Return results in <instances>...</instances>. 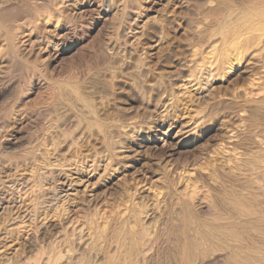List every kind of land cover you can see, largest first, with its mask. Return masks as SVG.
<instances>
[{
    "label": "rangeland",
    "instance_id": "374dc122",
    "mask_svg": "<svg viewBox=\"0 0 264 264\" xmlns=\"http://www.w3.org/2000/svg\"><path fill=\"white\" fill-rule=\"evenodd\" d=\"M116 1L112 11L108 0H5L0 4V264H51L60 256L57 264H65L69 255L70 264H76L80 254L84 257L78 264H180L190 241L203 240L214 229H220L215 232L222 238L221 232L225 236L232 228L233 234L242 229L248 232L240 234L246 237L242 245L263 251L264 169L259 167L264 166V35L245 29L226 38L219 31L228 12L235 17L236 11L264 7V0ZM214 47L218 58L213 56ZM254 51L258 54L251 56ZM124 60L132 64L127 66ZM202 64L207 70L200 68ZM74 102L83 109L75 110ZM55 146L60 147L58 153ZM253 193L262 203L250 196ZM241 208L252 213L253 222L237 214ZM229 221L245 228L237 229ZM121 226L126 231H120ZM217 234L216 239H221ZM228 237L221 244L222 240L218 243L211 238L218 243L215 249L222 258L207 263L239 264L233 261L235 244ZM252 249L248 251L251 255Z\"/></svg>",
    "mask_w": 264,
    "mask_h": 264
},
{
    "label": "bare ground",
    "instance_id": "6f19581e",
    "mask_svg": "<svg viewBox=\"0 0 264 264\" xmlns=\"http://www.w3.org/2000/svg\"><path fill=\"white\" fill-rule=\"evenodd\" d=\"M0 1H1V0H0ZM2 1H3V0H2ZM8 1L10 2L11 0H6V2H8ZM42 1H43V0H42ZM87 1H88V0H87ZM117 1H118V0H117ZM117 1H116L115 3H117V4H122V3H119V2H117ZM120 1H123V0H120ZM129 1H130V0H129ZM129 1H128V3H129ZM190 1H191V0H190ZM194 1H195V0H194ZM194 1H193V2H194ZM214 1H215V0H214ZM214 1H212V2H214ZM239 1H240V0H239ZM245 1H246V0H245ZM249 1H250V0H249ZM9 2H8V3H9ZM13 2H14V1H13ZM19 2H20V1H19ZM106 2H107V1H106ZM106 2H105V3H106ZM212 2H210V4H212V5L214 6V4H213ZM237 2H238V0H237ZM237 2H235V4H237ZM241 2H242V1H241ZM1 3L4 4V3H5V0H4L3 2H1ZM1 3H0V4H1ZM8 3H6V5H7ZM17 3H18V2H17ZM103 3H104V1H103ZM108 3H109V5H110V6L108 5V6H109V10H111V9H110L111 6H112L111 4L114 3V0H108ZM108 3H107V4H108ZM134 3H135V2H134ZM195 3H196V1H195ZM206 3L209 4V2H206ZM218 3H219V2H218ZM221 3H222V1H221ZM238 3H240V2H238ZM245 3H246V2H245ZM247 3H248V2H247ZM94 4H95V3H94ZM208 4H207V7L209 8V5H210V4H209V5H208ZM216 4H217V3H216ZM9 5H11V4H9ZM13 5H14V4H13ZM13 5H12V6H13ZM53 5H54V4H53ZM113 5H114V4H113ZM140 5H141V4H140ZM191 5H192V4H191ZM222 5H224V4H222ZM238 5H240V4H238ZM1 6H2V4H1ZM28 6H29V5H28ZM116 6H119V5H116ZM116 6H115V7H116ZM129 6H132V5H129ZM179 6H180V5H179ZM210 6H211V5H210ZM53 7H54V6H53ZM112 7H113V6H112ZM133 7H134V6H133ZM225 7H226V6H225ZM229 7H231V6H229ZM229 7H228V8H229ZM14 8H15V7H14ZM14 8H12V9H14ZM27 8H28V7H27ZM189 8H190V7H189ZM191 8H192V7H191ZM213 8H214V7H213ZM249 8H250V7H249ZM116 9H117V8H116ZM116 9H115V11H116ZM179 9H180V8H179ZM211 9H212V8H211ZM217 9H218V8H217ZM245 9H246V8H245ZM22 10H23V8H22ZM24 10H25V9H24ZM27 10H28V9H27ZM129 10H130V9H129ZM182 10H183V9H182ZM207 10H208V9H207ZM219 10H220V9H219ZM13 11H14V10H13ZM111 11H112V10H111ZM111 11H110V12H111ZM117 11H119V9H118ZM133 11H134V10H133ZM136 11H137V10H136ZM221 11H223V10L221 9ZM242 11H243V12H242ZM7 12H10V11H7ZM22 12H23V11H22ZM27 12H28V11H27ZM138 12H139V10H138ZM190 12H191V11H190ZM208 12H209V11H208ZM217 12H219V11L217 10ZM236 12H237V11H236ZM236 12H234L235 14H237L235 17H233L234 15H231L230 12H228V18H227L225 21L223 20L224 22L222 21L223 24H222V22H221V25H222V26L220 27L219 35H220V33H221L223 36H225L226 38H228V36H229L232 32H234V31H236V30H245V29H251V30H253L254 32H257V33L259 32L258 36H263V35H264V7H252V6H251L250 9H247V10H245V11H244V9H243V10H241V12H237V13H236ZM114 13H115V12H114ZM187 13H188V12H187ZM234 13H233V14H234ZM24 14H25V13H24ZM27 14H28V13H27ZM27 14H26V15H27ZM135 14H136V13H135ZM218 14H219V13H218ZM5 15H7V14H5ZM8 15H9V13H8ZM20 15H21V13H20ZM136 15H137V14H136ZM204 15H205V14H204ZM225 15H226V14H225ZM3 16H4V12H3V15H2L1 17H3ZM18 16H19V15H18ZM23 16H24V15H23ZM205 16H206V15H205ZM14 17H16V16H14ZM129 17H130V16H129ZM135 17H136V16H135ZM198 17H199V16H198ZM225 17H227V16H225ZM4 18H5V17H4ZM20 18H21V17H20ZM20 18H19V19L17 18L18 21L20 20ZM22 18H23V17H22ZM125 18H126V17H125ZM221 18H222V17H221ZM221 18H220V19H221ZM116 19H117V18H116ZM11 20H12V19H11ZM14 20H15V19H14ZM5 21H6V19H5ZM9 21H10V19H9ZM21 21H22V20H21ZM21 21H20V22H21ZM206 21H207V20H206ZM215 21H217V20H215ZM215 21H214V23H216ZM0 22H1V21H0ZM11 22H12V21H11ZM11 22H10V23H11ZM3 23H5V22H3ZM8 24H9V23H8ZM0 25H1V23H0ZM5 25H6V23H5ZM205 26H206V25H205ZM190 27H191V26H190ZM208 27H209V26H208ZM159 28H160V27H159ZM161 28H162V27H161ZM198 28H199V27H197V31H198ZM13 29H14V28H13ZM13 29H12V30H13ZM193 29H195V28L193 27ZM199 29H200V28H199ZM205 29H206V28H205ZM4 30H5V29H4ZM156 30L160 31L159 29H156ZM194 31H195V30H194ZM203 31H204V30H203ZM209 31H210V30H209ZM249 31H250V30H249ZM5 32H6V31H5ZM9 32H10V31H9ZM13 32H14V30H13ZM205 32H206V30H205ZM205 32H203V34H204ZM14 33H15V32H14ZM141 33H142V32H141ZM211 33H212V32H211ZM213 33L215 34V32H213ZM158 34H160V33H158ZM12 35H13V34H12ZM15 35H16V34H15ZM127 35H128V34H127ZM135 35H136V34H135ZM198 35H199V34H198ZM217 35H218V34H217ZM217 35H216V37H217ZM116 36H117V35H116ZM159 36H160V35H159ZM202 36H203V35H202ZM204 36H205V35H204ZM230 36H231V35H230ZM120 37H121V36H120ZM134 37H136V36H134ZM210 37H211V36H210ZM220 37H221V36H220ZM249 37H250V36H249ZM121 38H122V37H121ZM138 38H139V37H138ZM193 38H194V37H193ZM201 38H202V37H201ZM205 38H207V37H204L203 39H205ZM218 38H219V37H218ZM118 39H119V37H118ZM203 39H202V40H203ZM119 40H120V39H119ZM160 40H161V39H160ZM200 40H201V39H200ZM216 40H217V39H216ZM155 41H156V40H155ZM227 41H228V40H227ZM15 42H16V41H15ZM119 42H120V41H119ZM157 42H158V41H157ZM159 42H160V41H159ZM204 42H205V41H204ZM217 42H219V41H217ZM225 42H226V41H225ZM228 42H229V41H228ZM261 42H262V41H261ZM263 42H264V40H263ZM9 43H10V41H9ZM12 43H13V42H12ZM113 43H114V42H113ZM117 43H118V42H117ZM16 44H17V43H16ZM120 44H121V43H120ZM122 44H123V43H122ZM213 44H215V45H213ZM213 44H211V45H213V46H216V44L218 45V43H214V42H213ZM226 44H227V43H226ZM249 44H250V43H249ZM262 44H263V43H262ZM262 44H261V45H262ZM211 45H210V46H211ZM12 46H13V45H12ZM16 46H19V45L17 44ZM16 46H15V47H16ZM112 46H113V44H112ZM118 46H119V44H118ZM230 46H231V45H230ZM262 46H263V45H262ZM8 47H9V46H8ZM15 47H14V48H15ZM113 47H114V46H113ZM122 47H123V46H122ZM196 47H197V46H196ZM216 47H217V46H216ZM237 47H238V44H237ZM14 48H13V50H14ZM17 48H18V47H17ZM17 48H16V49H17ZM111 48H112V47H111ZM115 48H116V46H115ZM194 48H195V47H194ZM194 48H193V49H194ZM231 48H232V47H231ZM18 49H19V48H18ZM109 49H110V48H109ZM118 49H119V48H116L115 51H118ZM122 49H123V48H122ZM209 49L211 50L212 47H210ZM260 49H261V47H260ZM260 49H259V50H260ZM262 49H264V47H263ZM103 50H104V49H103ZM111 50H112V49H111ZM206 50H207V49H206ZM259 50H258V52H261V51H262V50H260V51H259ZM105 51H106V54L109 53V50H105ZM107 51H108V53H107ZM189 51H190V50H189ZM191 51H192V50H191ZM204 51H205V50H204ZM207 51L209 52V50H207ZM237 51H238V50H237ZM239 51H240V49H239ZM111 52H112V51H111ZM124 52H126V51H124ZM192 52H193V51H192ZM220 52H221V51H220ZM228 52H229V50H228ZM234 52H235V51H234ZM114 53H116V52H114ZM122 53H123V52H122ZM122 53H121V54H122ZM129 53H130V52H129ZM197 53H198V52H197ZM210 53H211V52H210ZM212 53H213V56H214V54L217 55L215 58H218V57H219V56H218V50H217V48L214 47ZM236 53H237V52H236ZM238 53H239V52H238ZM238 53H237V55H238ZM255 53L258 54L257 52L254 51V53H252L251 56L254 55ZM111 54H112V53H111ZM126 54H127V53H126ZM193 54H194V52H193ZM195 54H196V53H195ZM208 54H209V53H208ZM208 54H207V55H208ZM229 54H230V53H229ZM232 54H233V51H232ZM245 54H246V53H245ZM260 54H261V53H260ZM109 55H110V54H109ZM109 55H108V56H109ZM204 55H206V54H204ZM207 55H206V56H207ZM209 55H210V54H209ZM230 55H231V54H230ZM110 56H112V55H110ZM110 56H109V57H110ZM118 56H119V54H118ZM125 56H126V55H125ZM239 56H240V55H239ZM262 56H263V55H262ZM109 57H108V58H109ZM113 57H116V54H115ZM121 57H122V56H121ZM194 57H196V56H194ZM208 57H209V56H208ZM220 57H221V54H220ZM249 57H250V56H249ZM249 57H248V59H250ZM105 58H106V57H105ZM122 58H123V57H122ZM122 58H121V60H118V61H122ZM189 58H190V57H189ZM204 58H205V56H204ZM213 58H214V57H213ZM215 58H214V59H215ZM233 58H234V57H233ZM251 58H252V57H251ZM262 58H263V57H262ZM117 59H118V57H117ZM117 59H116V62H117ZM207 59H208V58H207ZM214 59H213V60H214ZM219 59H220V58H219ZM113 60H114V58H113ZM128 60H129V59H128ZM192 60H193V57H192ZM197 60H198V61H196V62H198V63H200V64L202 63V62H199V59H197ZM205 60H206V59H205ZM210 60H211V59H210ZM210 60L208 59L207 61L210 62ZM224 60H225V59H224ZM234 60H235V59H234ZM252 60H253V59H252ZM252 60H251V61H252ZM124 61L126 62V60H124ZM124 61H123V64L125 65V62H124ZM200 61H201V59H200ZM214 61H215V60H214ZM216 61H217V60H216ZM227 61H228V60H227ZM232 61H233V60H232ZM263 61H264V60H263ZM128 62H130V61H128ZM128 62H126V63H127V64H126L127 66L129 65ZM212 62H213V61H212ZM225 62H226V61H225ZM255 62H256V61H255ZM255 62H254V63H255ZM213 63H214V62H213ZM215 63H216V62H215ZM260 63H262V62L260 61ZM117 64H118V63H117ZM117 64H116V65H117ZM120 64H122V63H120ZM130 64H132V63L130 62ZM186 64H187V63H186ZM190 64H191V63H190ZM200 64H199V65H200ZM207 64H208V62H207ZM234 64H236V63L234 62ZM248 64H249V63H248ZM258 64H259V63H258ZM258 64H257V66H258ZM118 65H119V64H118ZM124 65H123V66H124ZM188 65H189V63H188ZM208 65H209V68H210V67H211V63L208 64ZM226 65H228V64H226ZM226 65H225V66H226ZM229 65H232V62H229ZM263 65H264V64H263ZM263 65H262V67H264ZM212 66H214V65L212 64ZM124 67H125V66H124ZM197 67H198V66H197ZM247 67H248V66H247ZM252 67H253V66H252ZM260 67H261V66H260ZM262 67H261V68H262ZM120 68H121V67H120ZM120 68H119V69H120ZM122 68H123V67H122ZM198 68H199V67H198ZM198 68H197V70H198ZM200 68H201V69L203 68V64H202V66H200ZM200 68H199V70H200ZM245 68H246V67H245ZM104 69H105V68H104ZM106 69H107V68H106ZM108 69H109V68H108ZM108 69H107V70H108ZM214 69H215V68H214ZM214 69H212L213 72H215V70H216V69H215V70H214ZM226 69H227V68H226ZM262 69H263V68H262ZM197 70H195V71L197 72ZM203 70H207V69H206V68H205V69L203 68ZM219 70H220V69H219ZM227 70H228V69H227ZM253 70H255V69H253ZM110 71H111V70H110ZM187 71H188V70H187ZM201 71H202V70H201ZM210 71H211V69H210ZM198 72H199L198 74H200V71H198ZM204 72H205V71H204ZM208 72H209V70H208ZM211 72H212V71H211ZM106 73H107V72H106ZM206 73H207V72H206ZM107 74H108V73H107ZM201 74H202V73H201ZM208 74L210 75L211 73H208ZM214 74H215V73H214ZM224 74H225V73H224ZM196 75H197V73H196ZM252 75H253V74H252ZM103 76H104V75H103ZM206 76H207V75H206ZM206 76H205V77H206ZM210 76H211V75H210ZM192 77H193V76H192ZM208 77H209V76H208ZM254 77H255V76H254ZM108 78H109V77H108ZM256 78H257V75H256ZM119 79H120V78H119ZM122 79H123V78H122ZM254 80H257V79H254ZM259 80H260V78H259ZM259 80H258L257 82H259ZM90 82H91V81H90ZM255 82H256V81H255ZM191 83H192V82H191ZM252 83H253V82H252ZM252 83H251V85H252ZM195 84H196V83H195ZM197 84H198V83H197ZM254 86H255V85H254ZM9 87H10V86H9ZM84 87H85V86H84ZM4 88H5V87H4ZM86 89H87V87H86ZM88 89H90V88H88ZM88 89H87V90H88ZM91 90H92V88H91ZM72 92H73V91H72ZM188 94H189V93H188ZM213 94H214V93H213ZM244 94H245V93H244ZM61 95H62V94H61ZM63 95H64V94H63ZM63 95H62V97H63ZM67 96H68V94H67ZM213 96H214V95H213ZM72 97H73V96H72ZM72 97H71V98H72ZM69 98H70V97H69ZM62 99H63V98H62ZM172 99H173V98H172ZM202 99H203V98H202ZM68 100H69V99H68ZM71 100H72V99H71ZM73 100H74V98H73ZM77 100H78V99H77ZM79 100H80V99H79ZM204 100H205V99H204ZM64 101H67V100L64 99ZM75 101H76V100H75ZM82 101H85V100H82ZM70 102L72 103V101H69V103H70ZM76 102H77V101H76ZM87 102H88V101H87ZM87 102H86V103H87ZM93 102H94V101H93ZM61 103H62V102H61ZM74 103H75V102H74ZM74 103H73V105H76V106H74V107H75V110H76V107H77V108H80V111L83 109L81 106H80V107L77 106L78 103H75V104H74ZM83 103H84V102H83ZM200 103H201V102H200ZM207 103H208V102H207ZM63 104H64V103H63ZM90 104H91V103H90ZM58 105H59V104H58ZM60 105H61V104H60ZM66 105H67V104H66ZM66 105H65V106L62 105V106H64V108L61 106V108H58V109H62V108L65 109V108H66ZM92 105H94V104H92ZM67 106H68V105H67ZM82 106H83V105H82ZM88 106H89V105H88ZM93 107H94V106H92V108H93ZM96 107H97V106H96ZM163 108H164V107H163ZM68 109H69V111L67 110V111H66L67 113L70 112V108H68ZM71 110H72V109H71ZM77 110H79V109H77ZM58 111H60V110H58ZM80 111H77V112L79 113ZM87 111H88V110H87ZM94 111H95V109L93 110V112H94ZM100 111H101V110H100ZM82 112H83V111H82ZM82 112H81V113H82ZM243 112H244V111H243ZM61 113L63 114V113H64V110H63V112L61 111ZM71 113H73V112H70V115H71ZM85 113H86V115H87V112H86V111H85ZM97 113H98V112H97ZM58 114H59V113H58ZM76 114H77V113H76ZM82 114H84V113H82ZM100 114H101V113H100ZM103 114H104V113H103ZM242 114H244V113H242ZM59 115H61V114H59ZM73 115H74V114H73ZM106 115H107V114H106ZM67 116H68V115H67ZM100 116H102V115H99V117H100ZM103 116H105V115H103ZM65 117H66V115H65ZM69 117H70V116H69ZM75 117H76V116H75ZM86 117H88V119L90 118L89 115H87ZM97 117H98V115H97ZM106 117H107V116H106ZM106 117H103V118H106ZM76 118H78V117H76ZM76 118H75V119H76ZM101 118H102V117H101ZM101 118H100V119H101ZM68 119L70 120V118H68ZM71 119H74V118H71ZM78 119H79V118H78ZM80 119L83 120L82 118H80ZM57 120H58V119H57ZM61 120H63L62 117H61ZM64 120H65V119H64ZM69 120H67V121H69ZM81 120H80V121H81ZM90 120H91V118H90ZM90 120H89V121H90ZM94 120H95V119H94ZM94 120H93V122H94ZM108 120H109V119H108ZM115 120H116V119H115ZM117 120H118V119H117ZM65 121H66V120H65ZM71 121H72V120H71ZM71 121H70V122H71ZM85 121H86V120H85ZM89 121H87L88 124H89ZM91 121H92V120H91ZM106 121H107V120H106ZM41 122H42V121H41ZM93 122H92V124H91V122H90V124L93 125ZM115 122H116V121H115ZM38 123H39V122H38ZM42 123H43V122H42ZM42 123H41V124H42ZM51 123H52V122H51ZM62 123H63V122L61 121V124H62ZM66 123H67V122H66ZM95 123H96V122H94V126H97V125H95ZM117 123H118V122H117ZM75 124H76V123H75ZM79 124H80V123H79ZM79 124H76L75 126H77V125H79ZM83 124H84V123H83ZM97 124H98V123H97ZM37 125H38V124H37ZM65 125H66V124H65ZM68 125L70 126L71 124H68ZM68 125H67V126H68ZM98 125H99V124H98ZM51 126H52V125H51ZM71 126H73V125H71ZM101 126H102V125H101ZM108 126H109V125H108ZM54 127H55V126H54ZM58 127H59V126H58ZM64 127H65V126H64ZM81 127H82V125H81ZM87 127H88V126H87ZM98 127H100V126H98ZM111 127H112V126H111ZM52 128H53V126H52ZM72 128H73V127H72ZM78 128H80V125L78 126ZM78 128H77V129H78ZM118 128H121V127H118ZM122 128H123V127H122ZM54 129H56V128H54ZM66 129H69V128H66ZM84 129H85V128H84ZM100 129H101V128H100ZM52 130H53V129H52ZM63 130H64V128H63ZM70 130H71V129H70ZM75 130H76V128L74 129V131H75ZM91 130H95V129L93 128V129H91ZM112 130H113V129H112ZM64 131H65V130H64ZM76 131H77V130H76ZM76 131H75V132H76ZM100 131H101V130H100ZM110 131H111V130H110ZM68 132H69V131H68ZM75 132H73V134H74ZM82 132H83V130H82ZM82 132H81V133H82ZM88 132H89V131H88ZM88 132H87V134H88ZM94 132H95V131H94ZM106 132H107V134H108V131H106ZM50 133H51V132H50ZM52 133H53V132H52ZM55 133H56V132H55ZM55 133H54V134H55ZM70 133H71V132H70ZM77 133H78V132H77ZM79 133H80V132H79ZM81 133H80V135H81ZM103 133H104V130H103ZM111 133H112V132H111ZM119 133H120V132H119ZM260 133H261V132H260ZM122 134H123V133H121V135H122ZM261 134H262V133H261ZM69 135H70V134H69ZM76 135H77V134H76ZM84 135H86L85 132H84ZM88 135H89V134H88ZM118 135H119V134H118ZM123 135H124V134H123ZM47 136H49V135H47ZM71 136H73V135H71ZM71 136H70V137H71ZM78 136H79V135H78ZM81 136H82V135H81ZM81 136H80V137H81ZM94 136L96 137L97 134L94 135ZM119 136H120V135H119ZM52 137H53V136H52ZM60 137H62V136H60ZM64 137H65V136H64ZM108 137L110 138V135H109V134H108ZM121 137H123V136H121ZM121 137H120V138H121ZM55 138H58V137L55 136L54 139H55ZM71 138H72V137H71ZM76 138H77L78 141H79V138H78L77 136H76ZM86 138H87V137H86ZM48 139H49V138H48ZM66 139H67V138H66ZM113 139H114V138H113ZM117 139H118V137H117ZM122 139H123V138H122ZM252 139H253V138H252ZM67 140H69V139H67ZM74 140H75V139H74ZM81 140H82V139H81ZM108 140H109V139H108ZM110 140H111V139H110ZM119 140H120V139H119ZM124 140H125V139H124ZM248 140H249V139H248ZM255 140H256V139H255ZM56 141H57V140H56ZM76 141H77V140H76ZM113 141H115V139H114ZM113 141H109V142L112 143ZM117 141H118V140H117ZM120 141H122V140H120ZM251 141H252V140H251ZM66 142H67V141H66ZM122 142H123V141H122ZM255 142H256V141H255ZM259 142H260V141H259ZM58 143H60V142H58ZM78 143H79V142H78ZM101 143H102V142H101ZM117 143H118V142H116V143H114V144H117ZM34 144H35V143H34ZM51 144H52V143H51ZM61 144H63V142L60 143V145H61ZM64 144H65V142H64ZM64 144H63V145H64ZM108 144H109V143H108ZM112 144H113V143H112ZM112 144H110V145H111L110 148H112V146H114V145H112ZM260 144H261V143H260ZM262 144H263V143H262ZM35 145H36V144H35ZM53 145H54V144H53ZM57 145H58V144H57ZM67 145H68V144H67ZM69 145H70V144H69ZM120 145H121V144H120ZM122 145H123V144H122ZM251 145H252V144H251ZM61 146H62V145H61ZM102 146H103V144H102ZM106 146H107V145H106ZM115 146H116V145H115ZM263 146H264V145H263ZM48 147H49V146H48ZM63 147H64V146H63ZM65 147H66V146H65ZM70 147H71V146H70ZM97 147H98V146H97ZM56 148H57V146H55V150L59 149L60 147H58L57 149H56ZM68 148H69V146H68ZM68 148H67V149H68ZM63 149H64V148H63ZM63 149H62V150H63ZM67 149H65V152L67 151ZM117 149H118V148H117ZM117 149H116V150H117ZM261 149L263 150L264 148H261ZM261 149H260V151H261ZM48 150H49V149H48ZM55 150H53V152H54ZM111 150H112V149H111ZM59 151H60V150H59ZM92 151H93V150H92ZM97 151H98V150H97ZM123 151H124V150H123ZM260 151H259V154H260ZM42 152H44V151H42ZM50 152H51V151H50ZM61 152H63V151H61ZM67 152H69V151H67ZM54 153H56V152H54ZM57 153H58V150H57ZM59 153H60V152H59ZM104 153H105V152H104ZM254 153H255V151H254ZM44 154H45V153H43V155H44ZM60 154H61V153H60ZM62 154H63V153H62ZM62 154H61V155H62ZM100 154H101V153H100ZM105 154H106V153H105ZM113 154H114V153H113ZM261 154H262V153H261ZM46 155H47V154H46ZM49 155H51V154H49ZM52 156H53V154H52ZM57 156H58V155H57ZM57 156H56V157H57ZM99 156H100V155H99ZM243 156H244V155H243ZM262 156L264 157V155H262ZM46 157H47V156H46ZM46 157H45V158H46ZM93 157H94V156H93ZM108 157H109V156H108ZM116 157H117V155H116ZM120 157H121V156H120ZM36 158H37V157H36ZM39 158H40V157H38V159H39ZM57 158H58V157H57ZM59 158H60V157H59ZM86 158H87V157H86ZM43 159H44V158H43ZM47 159H49V158H47ZM51 159H52V158H51ZM84 159H85V158H84ZM94 159H95V158H94ZM259 159H260V158H259ZM39 160H40V159H39ZM81 160H82V159H81ZM106 160H108V158H107ZM253 161H254V160H253ZM255 161H256V160H255ZM261 161H262V159H261ZM263 161H264V160H263ZM42 162H44V161H42ZM46 162H47V161H46ZM97 162H98V161H97ZM108 162H109V161H108ZM236 162H238V161H236ZM246 162H247V161H246ZM250 162H251V161H250ZM53 163H54V162H53ZM62 163H63V162H62ZM247 163H248V162H247ZM48 164H49V163H48ZM48 164H47V165H48ZM59 164H60V163H59ZM59 164H58V165H59ZM64 164H65V163H64ZM92 164H93V163H92ZM97 164H98V163H97ZM106 164H107V166H108V163H106ZM235 164H236V163H235ZM237 164H239V163H237ZM254 164H255V163L253 162L252 165H254ZM259 164H260V163H259ZM45 165H46V164H45ZM47 165H46V166H47ZM60 165H61V164H60ZM90 165H91V164H90ZM95 165H96V164H95ZM249 165H251V164H249ZM263 165H264V163H263ZM48 166H49V165H48ZM53 166H54V165H53ZM62 166H63V165H62ZM88 166H89V165H88ZM116 166H117V165H116ZM255 166H256V168L254 167V169L257 171V168H258L259 166L257 165V163H256ZM50 167H51V166H50ZM60 167H61V166H60ZM236 167H239V165L236 166ZM263 167H264V166H262V164H261L259 168L264 169ZM48 168H49V167H48ZM56 168H57V167H56ZM61 168H62V167H61ZM88 168H89V167H88ZM93 168H95V167H93ZM112 168H113V167H112ZM244 168H245V167H244ZM114 169H116V168H114ZM241 169H242V168H241ZM247 169H249V168H247ZM236 170H237V169H236ZM251 170H252V169H251ZM91 171H92V170H91ZM110 171H111V170H110ZM231 171H232V170H231ZM54 172H55V171H54ZM54 172H53V173H54ZM56 174H57V173H56ZM262 174H263V173H262ZM263 175H264V174H263ZM263 175H262V176H263ZM252 176H253V175H252ZM254 176H256V175H254ZM260 176H261V175H260ZM263 177H264V176H263ZM186 178H187V177H186ZM253 178H254V177H253ZM255 179H256V178H255ZM257 180H258V179H257ZM259 181H260V180H259ZM261 182H262V181H261ZM79 183H80V182H79ZM186 183H187V182H186ZM249 183H250V182H249ZM254 183H256L255 180H254ZM254 183L252 182V184H254ZM256 184L259 185V183H256ZM256 184H254V185H256ZM263 185H264V182H263ZM136 186H137V185H136ZM260 186H261V185H260ZM244 187H245V186H244ZM247 187H248V186H247ZM256 187H257V186H256ZM258 187H259V186H258ZM261 188H262V187H261ZM261 188H260V189H261ZM84 190H85V189H84ZM249 190H250V189H249ZM255 190H256V189H255ZM261 190H262V189H261ZM245 191H246V190H245ZM252 191H253V190H252ZM252 191H250V192H252ZM258 191H259V190H258ZM263 191H264V190H263ZM255 192H256V191H255ZM255 192H254V193H255ZM133 193H134V192H133ZM248 193H249V192H248ZM254 193L251 194L250 196L252 197V195H253L254 200L257 201V202H258V201L260 202V199H259V200H258V199L256 200V198H255L256 195H255ZM256 193H257V192H256ZM249 194H250V193H249ZM258 194H260V193H258ZM263 194H264V193H263ZM243 195H244V194H243ZM246 195H247V194H246ZM254 195H255V196H254ZM228 196H229V195H228ZM236 196H238V195H236ZM240 196H242V195H240ZM257 196H258V195H257ZM257 196H256V197H257ZM251 197H250V199H251ZM253 197H252V198H253ZM236 198H237V197H236ZM243 198H244V197H243ZM259 198H260V196H259ZM246 199H248V198H246ZM246 199L244 198V200H246ZM228 200H229V199H228ZM238 200H239V197L237 198V201H238ZM232 201H233V200H232ZM240 201H242L241 197H240ZM248 201H250V200L248 199ZM248 201H247V202H248ZM222 202H223V201H222ZM238 202H239V201H238ZM251 202H252V201H251ZM251 202H249L250 205H251ZM259 202H258V203H259ZM239 203L241 204V202H239ZM254 203H255V202H252V204H254ZM260 203H262V199H261V202H260ZM215 204H216V203H215ZM226 204H228V203H226ZM247 204H248V203H247ZM218 205H219V204H218ZM224 205H225V204H224ZM224 205H222V206L224 207ZM243 205H244V203H243ZM261 205H262V204H261ZM225 206H226V205H225ZM230 206H231V205H230ZM245 206H246V205H245ZM248 206H249V205H248ZM263 206H264V204H263ZM253 207H254V206H253ZM255 207H256V206H255ZM255 207H254V208H255ZM125 208H126V207H125ZM200 208H201V207H200ZM231 208H232V207H231ZM259 208H260V207H259ZM259 208L257 207V209H259ZM196 209H197V208H196ZM196 209H195V210H196ZM224 209H225V208H224ZM233 209H234V208H233ZM257 209H256V210H257ZM213 210H214V209H213ZM197 211H198V209H197ZM197 211H196V212H197ZM198 212H199V211H198ZM206 212H207V211H206ZM212 212H213V211H212ZM231 212H232V210H231ZM235 212H236V211H235ZM257 212L260 213L261 211H257ZM263 212H264V209H263ZM119 213H120V212H119ZM121 213H122V212H121ZM123 213H124V211H123ZM125 213H126V212H125ZM232 213L234 214V212H232ZM191 214H192V212H191ZM210 214L212 215V213H210ZM226 214H227V213H226ZM230 214H231V213H230ZM233 214H232V216H233ZM237 214H240V216H241L242 218H246L247 220H250V221H251V219H252V213H251L249 210H247V209H243V208H241V209L239 210V213L237 212ZM119 215H120V214H119ZM218 215H219V214L217 213L216 218H217ZM122 216H124V215H122ZM122 216L119 217V218L121 219ZM191 216H193V215H191ZM212 216H213V215H212ZM219 216H220V215H219ZM221 216H222V215H221ZM227 216H228V215H227ZM135 217H136V216H135ZM213 217H214V216H213ZM223 217H224V216H223ZM233 217H235V215H234ZM104 218H105V217H104ZM106 218H107V217H106ZM115 218H117V216H116ZM119 218H117V220H118ZM125 218H126V217H125ZM184 218H185V217H184ZM214 218H215V217H214ZM218 218H219V217H218ZM220 218H222V217H220ZM220 218H219V219H220ZM261 218H262V217H261ZM261 218H258V219H261ZM107 219H108V218H107ZM185 219H186V218H185ZM193 219H194V217H193L191 220L193 221ZM114 220H115V219H114ZM117 220H116V221H117ZM136 220H137V217H136ZM188 220H189V219H188ZM225 220H228V218H227V219H226V218H225V219H222V221H225ZM229 220H230V219H229ZM252 220H253V219H252ZM256 220H257V219H256ZM261 220H262V219H261ZM261 220H258V221L260 222ZM263 220H264V219H263ZM123 221H124V220H123ZM138 221H139V220H138ZM138 221H137V222H138ZM141 221H142V220H141ZM206 221H207V220H206ZM206 221H204V222H206ZM212 221H213V220H212ZM212 221H211V222H212ZM216 221H217V220H216ZM218 221H219V220H218ZM222 221H221V222H222ZM234 221H235V220H234ZM238 221H239V218H238ZM250 221H247V223L250 222ZM254 221H255V220H254ZM124 222H125V221H124ZM124 222H123V223H124ZM142 222H143V221H142ZM186 222H187V221H186ZM186 222H185V223H186ZM193 222H194V221H193ZM198 222H199V221H198ZM207 222H209V221H207ZM211 222H210V223H211ZM219 222H220V221H219ZM229 222H230V221H229ZM236 222H237V221H235V223H236ZM241 222H243V221H241ZM251 222H253V221H251ZM255 222H256V221H255ZM263 222H264V221H262V223H263ZM113 223H114V222H113ZM121 223H122V222H121ZM132 223H135V222L132 221ZM195 223H196V222H195ZM232 223H233V222H232ZM108 224H109V223H108ZM136 224H137V223H136ZM138 224H139V223H138ZM143 224H144V223H143ZM187 224H188V223H187ZM187 224H186V225H187ZM190 224H191V223H190V221H189V227H190ZM199 224H200V222L198 223V225H199ZM211 224H214V223H211ZM217 224H218V223H217ZM229 224H231V222H230ZM229 224L226 223L225 226H226V225H229ZM237 224H238V223H237ZM240 224H242V223H240ZM248 224H249V223H248ZM248 224H247V225H248ZM255 224H256V223H255ZM259 224H260V223H259ZM220 225H221V224H220ZM231 225H233V224H231ZM243 225H244V223H243ZM243 225H242V226H243ZM247 225H245V226L248 227ZM250 225H251V223H250ZM253 225H254V224H253ZM124 226H125V223H124ZM126 226H127V225H126ZM134 226H135V224H134ZM137 226H138V225H137ZM149 226H150V225H149ZM155 226H156V225H155ZM155 226H154V227H155ZM191 226H192V224H191ZM195 226H196V225H195ZM201 226H202V225H201ZM205 226H206V225H205ZM205 226L203 225L201 228H203V227L205 228ZM215 226H216V225H215ZM218 226H219V224H218ZM233 226H234L235 228H237V229H238V227H241V226H239V225H237L238 227H236L235 225H233ZM129 227H130V226H129ZM145 227H148V226H145ZM145 227H144V228H145ZM158 227H159V226H158ZM175 227H176V226H175ZM187 227H188V226H187ZM189 227H188V231H189L190 229H192L191 227H190V228H189ZM192 227H193V226H192ZM209 227H210V225L208 226V228H209ZM222 227H223V226H222ZM243 227H244V226H243ZM243 227H241V228H243ZM260 227H263V225L260 226ZM121 228H122V229H120V227H119L118 229H119L120 231H122V230L124 229V227L121 226ZM130 228H132V225H131ZM136 228H137V227H134L135 230H136ZM149 228H150V229H153V228H151V226H150ZM172 228H173V227H172ZM196 228H197V226H196ZM212 228H213V227H212ZM217 228H218V227H217ZM230 228H231V227H230ZM241 228H239V229H241ZM244 228H245V227H244ZM255 228H257V227H254V229H255ZM132 229H133V228H132ZM132 229H130V232L132 231ZM134 229H133V230H134ZM198 229H200V227H198L197 230H198ZM206 229H207V228H206ZM209 229H211V227H210ZM213 229H214V228H213ZM218 229H219V228H218ZM218 229H217V230H218ZM223 229H224V228H223ZM228 229H229V228H228ZM248 229H249V228H248ZM258 229H259V228H258ZM258 229H257V230H258ZM260 229H264V228H260ZM124 230H125V229H124ZM144 230H145V229H142V231H144ZM146 230H147V229H146ZM153 230H154V229H153ZM172 230H173V229H172ZM175 230H176V229H175ZM186 230H187V229H186ZM186 230H185V231H186ZM201 230H202V229H201ZM211 230H212V229H211ZM221 230H222V228H221ZM226 230H227V229H226ZM231 230H234V229L232 228ZM231 230L229 229L230 233H228V234H230V237L227 236L228 234H225V236H223V235H224V232H221V233L223 234V235H222V238H221V236L219 237V235L216 233V232L220 233V232H219L220 229H219L218 231H216V229L213 230L214 232L212 231V232H213V235H215V236L212 235L213 237H212V236L209 237V235L212 234V232H210V230H209L208 232L211 233V234L208 233V237L205 236L206 238H208L206 244H204V242H203V240L205 239V237H204L203 240H202L201 238H200V239L197 238V239H198L197 242H196L195 240H194L195 242H194V241H190V243H188L189 245L187 246V248L183 250V253H182V256H181V257H182V260H181V263H180V262H179V263H180V264H206V263L209 262V261L217 260V258H220L221 255H218V253H217L218 251H217V249H215V246H217V244L219 243V241H221V240L223 239V237H225V238L228 237L229 239H228V238H227V239L230 240V243L233 242V243L235 244V245L233 246V250L231 249V248H232L231 246H230L231 248L229 249V251L232 250V253H231V254H233V255H232V256H233V261H236V260H237L236 262H238L239 264H256V262L259 263V264H264V252H263L264 250L261 251L260 249L258 250V248H254V249L249 248L250 246L248 247V246L246 245L247 243L245 244L247 247H243L244 244L242 245V243H241L242 240H243L242 237L244 236L243 238H246L244 234H245L247 231H245V232L243 231V232H242V230H245V229H242V230L240 231V234H241V232L244 233V234H243V236H241L240 234H236L235 232H234V234H233V233H232L233 231H231ZM249 230H250V229H249ZM252 230H253V229H252ZM255 230H256V229H255ZM125 231H126V230H125ZM125 231H123V232H125ZM138 231H139V230H138ZM138 231H137V233H138ZM142 231H141V232H142ZM159 231H160V230H159ZM195 231H196V230H195ZM215 231H216V232H215ZM224 231H225V230H224ZM234 231H235V230H234ZM236 231L239 232V230H236ZM261 231H262V230H261ZM127 232H129V231H128V228H127ZM132 232L134 233V231H132ZM139 232H140V231H139ZM141 232H140V233H141ZM162 232H163V231H162ZM171 232H172V231H171ZM190 232H191V230H190ZM198 232H199V231H198ZM198 232H197L196 234L199 235ZM202 232H203V233H202L203 236L206 235V234L204 233V231H202ZM115 233H118V232H115ZM191 233H192V232H191ZM191 233H190V234H191ZM225 233H227V231H226ZM231 233H232V235H231ZM247 233H248V232H247ZM247 233H246V234H247ZM249 233H250V232H249ZM255 233L257 234V233H259V232L256 231ZM263 233H264V232H263ZM80 234H81V233H80ZM80 234H79V236H81ZM119 234H120V233H119ZM121 234H122V233H121ZM138 234H139V233H138ZM138 234H137V235H138ZM143 234H144V233H142V235H143ZM147 234H148V232H147ZM180 234H181V233H180ZM216 234L218 235L217 237H218V238H221V239H218V240H217V239H216ZM114 235H118V234H114ZM126 235H127V234H126ZM126 235H125V236H126ZM144 235H145V234H144ZM144 235H143V240L145 239V238H144V237H145ZM148 235H150V233H149ZM148 235H147V236H148ZM165 235H166V234H165ZM168 235H169V234H168ZM176 235H177V234H176ZM184 235H186V234H184ZM194 235H195V234H194ZM253 235H254V234H253ZM261 235H262V234H261ZM102 236H103V235H102ZM123 236H124V234L122 235V238H123ZM128 236H130V235H128ZM151 236H152V235H151ZM155 236H156V235H155ZM172 236H173V235H172ZM177 236H178V235H177ZM179 236H180V235H179ZM192 236H193V235H192ZM200 236H201V235H200ZM200 236H199V237H200ZM258 236H259V234L256 235L255 238L257 237L256 239H258ZM262 236L264 237V235H262ZM96 237H97V235H96ZM98 237H99V236H98ZM98 237H97V238H98ZM130 237H133V236H130ZM175 237H176V236H175ZM180 237H181V236H180ZM249 237H250V236H249ZM78 238H79V237H78ZM78 238H77V239H78ZM113 238H116V237L113 236ZM125 238L128 239V237H125ZM137 238H138V237H137ZM137 238H136V239H137ZM140 238H141V237H139L138 240H140ZM146 238H147V237H146ZM154 238H155V237H154ZM165 238H167V237H165ZM168 238H169V237H168ZM186 238H187V237H186ZM188 238H189V237H188ZM194 238H196V236H195ZM211 238L216 239V241H217L218 243L215 242L214 239L211 240ZM253 238H254V236L252 237V239H253ZM81 239H82V238H81ZM100 239H102V238H100ZM119 239H120V238H119ZM127 239H126V240H127ZM129 239H130V241H131V238H129ZM129 239H128V240H129ZM133 239H134V237H133ZM133 239H132V240H133ZM147 239H148V238H147ZM151 239H152V238H151ZM178 239H179V238H178ZM247 239H248V238H247ZM247 239H246V240H247ZM261 239H262V238H261ZM261 239H259V240H261ZM70 240L75 241V240H73V239H70ZM78 240H79V239H78ZM96 240H97V239H96ZM113 240H115V239H113ZM123 240H124V239H123ZM123 240H121V241H123ZM126 240H124L125 243H126ZM181 240H182V239H180V241H179L180 243H181ZM190 240H191V239H190ZM200 240H202V241H200ZM225 240H226V239H225ZM225 240H224V243H225ZM228 240H227V241H228ZM249 240H250V239H248V241H249ZM254 240H255V239H254ZM259 240H258L257 242H259ZM84 241H86V239H85ZM90 241H91V239H90ZM98 241H99V240H98ZM167 241H168V240H167ZM188 241H189V240H188ZM188 241H187V242H188ZM94 242H95V241H94ZM94 242H93V243H94ZM128 242H129V241H128ZM128 242H127V244H128ZM138 242H139V241H138ZM182 242H183V241H182ZM205 242H206V241H205ZM222 242H223V240H222L219 244H221ZM250 242H251V241H250ZM250 242H249V244H250ZM260 242H264V241L262 240V241H260ZM260 242H259V243H260ZM71 243H72V242H71ZM73 243H74V242H73ZM73 243H72V244H73ZM80 243H81V241H80ZM113 243H114V241H113ZM147 243H148V242H147ZM147 243H146V244H147ZM164 243H165V242H164ZM208 243H209V244H208ZM224 243H223V245L226 244V243H225V244H224ZM251 243H252V242H251ZM122 244H123L122 247L124 246V249H125L126 246L124 245V242H123ZM127 244H126V245H127ZM130 244L132 245V243H129L128 245H130ZM134 244H135V243H134ZM146 244L144 243L143 245L145 246ZM262 244H263V243H262ZM262 244H260V245L262 246ZM68 245H69V244H68ZM81 245H82V244H81ZM94 245H95V244H94ZM94 245H92V246H94ZM96 245H97V244H96ZM98 245H99V244H98ZM98 245H97V246H98ZM100 245H102V243H101ZM116 245H117V244H116ZM154 245H155V244H154ZM171 245H172V244H171ZM226 245L229 247V243L226 244ZM226 245H225V246H226ZM245 245H244V246H245ZM252 245H253V244H252ZM260 245H259V246H260ZM263 245H264V244H263ZM66 246H67V245H66ZM108 246H109V245H108ZM120 246H121V243H120ZM136 246H137V245H134L135 248H136ZM147 246H148V245H147ZM150 246H151V245H150ZM163 246H164V245H163ZM163 246H162V247H163ZM167 246H168V245H167ZM174 246H175V245L173 244V247H174ZM219 246H220V245H219ZM70 247H71V246H70ZM82 247H83V246H82ZM90 247H91V245H90ZM98 247H99V246H98ZM101 247H102V246H101ZM101 247H100V248H101ZM114 247H115V249L117 248L116 246H114ZM114 247H112V248L114 249ZM118 247H119V246H118ZM129 247H130V246H129ZM162 247H161V249H162ZM228 247H227V249H228ZM71 248H72V247H71ZM100 248H98V249H100ZM147 248H148V247H146V249H147ZM149 248H150V247H149ZM149 248H148L147 250H146V249H144V250L148 251ZM163 248H165V246H164ZM166 248H167V247H166ZM174 248H176V247H174ZM180 248H181V246H180ZM180 248H179V249H180ZM217 248H218V247H217ZM220 248H221V247H220ZM223 248H224V247H223ZM223 248H221V249H223ZM248 248H249V249H248ZM67 249H68V248H67ZM76 249H77V248H76ZM76 249H75V250H76ZM85 249H86V247H85ZM93 249H94V248H93ZM96 249H97V248H96ZM128 249H129V248H127V251L125 250L126 254H127V253L129 254ZM130 249H131V248H130ZM137 249H138V248H136V251H137ZM151 249H153L152 246H151ZM211 249H212V250H211ZM213 249L216 250V254H217V255H216V254H213V253H215V251H213ZM245 249H246V250L248 249V250H247V253H248V254H249V252L251 251L250 249H252L254 252H253V251L251 252L252 255H251V254H249V255L247 254V255H246V254H245V253H246V250H245ZM64 250H65V249H64ZM64 250H63V251H64ZM82 250H84V249H82ZM100 250H101V249H100ZM117 250H118V249H117ZM134 250H135V249H134ZM134 250H131V251L133 252ZM171 250H173V249H171ZM71 251H72V250H71ZM119 251H120V248H119ZM119 251H118V253H119ZM122 251H123V250H122ZM129 251H130V250H129ZM131 251H130V252H131ZM142 251H143V250H142ZM177 251H178V248H177ZM212 251H213V252H212ZM221 251H223V250H221ZM225 251H226V250L224 249L223 254L225 253ZM248 251H249V252H248ZM61 252H62V251H61ZM90 252H92V251H90ZM100 252H101V251H100ZM102 252H103V250H102ZM114 252H115V251H114ZM132 252H131V253H132ZM143 252H144V251H143ZM143 252H142V253H143ZM150 252H152V250H151ZM150 252H149V253H150ZM153 252H154V251H153ZM175 252H176V251H175ZM211 252H212V253H211ZM244 252H245V253H244ZM70 253H71V252H70ZM70 253H68V254H70ZM81 253H82V252H81ZM87 253H88V252H87ZM104 253H105V252H104ZM104 253H102V256H103ZM116 253H117V252H116ZM131 253H130V254H131ZM146 253H147V252H146ZM219 253H220V252H219ZM227 253H228V252H227ZM227 253H226V255H227ZM241 253H242V254H241ZM58 254H59V253H57L56 256H60V255H58ZM63 254H64V253H62V256H63ZM76 254H77V253H76ZM83 254H84V253H83ZM98 254H99V253H98ZM98 254H97V252H96V255H98ZM120 254H122V253H120ZM137 254H138V253H137ZM144 254H145V252H144ZM147 254H148V253H147ZM147 254H145V255H147ZM165 254H166V253H165ZM165 254H164V255H165ZM221 254H222V252H221ZM231 254H230V255H231ZM240 254H241V256H240ZM243 254H245V255L243 256ZM253 254H255V255H253ZM53 255H54V254H53ZM77 255H78V254H77ZM80 255H82V254H80ZM80 255H79V257L77 256L78 258H80V260H78V263H80L79 261H81V258L83 259V257H84V256L80 257ZM110 255H111V254H110ZM110 255H109V256H110ZM133 255H135V257H136V254H133ZM150 255H151V254H150ZM172 255H173V254H172ZM180 255H181V254H180ZM228 255H229V253H228ZM230 255H229V256H230ZM66 256H67V254L65 255V257H66ZM69 256H70V255H69ZM69 256H68V261H66L67 259L65 258V259H66V260H65L66 262L64 261L65 264H70L71 261H69V259H70ZM71 256H72V255H71ZM74 256H75V255H74ZM106 256H108V255H106ZM112 256H113V255H112ZM129 256H130V255H129ZM139 256H140V255H139ZM142 256H143V254H142ZM173 256H174V255H173ZM175 256H177V255H175ZM232 256H231V257H232ZM60 257H61V256H60ZM60 257H59V258H60ZM75 257H76V256H75ZM98 257H99V255H98ZM100 257H101V256H100ZM113 257H114V256H113ZM131 257H132V256H131ZM135 257H134V258H135ZM154 257H155V256H154ZM159 257H160V256H159ZM165 257H166V256H165ZM49 258H50V257H49ZM54 258H55V257H54ZM59 258L56 257L54 260L52 259L51 264H57V263H58V260H60ZM63 258H64V257H63ZM73 258H74V257H73ZM110 258H111V257H110ZM127 258H128V256H126V259H127ZM145 258H147V257H145ZM163 258H164V257H163ZM176 258L178 259V257H176ZM176 258H175V259H176ZM221 258H222V257H221ZM224 258H226V256H224ZM234 258H235V260H234ZM61 259H62V258H61ZM74 259H77V258H74ZM106 259H108V258H106ZM138 259H139V258H138ZM140 259H141V257H140ZM143 259H144V257H143ZM49 260H50V259H48V261H49ZM94 260H95V259H94ZM131 260L134 261L133 258H132ZM165 260H166V259H165ZM224 260H225V259H224ZM74 261H76V260H74ZM96 261H97V260H96ZM107 261H110V260H107ZM123 261H124V260H123ZM127 261H128V260H127ZM129 261H130V259H129ZM138 261H139V260H138ZM140 261H141V260H140ZM176 261H177V260H176ZM178 261H179V260H178ZM222 261H223V260H222ZM225 261H226V260H225ZM60 262H62V261H60ZM82 262H83V261H82ZM85 262H86V261H85ZM124 262H125V261H124ZM130 262H131V261H130ZM172 262H173V261H172ZM172 262H171V263H172ZM214 262H216V261H214ZM62 263H63V262H62ZM71 263H72V262H71ZM75 263H76V262H75ZM78 263H76V264H78ZM92 263H93V262H92ZM100 263H101V262H100ZM127 263H128V262H127ZM133 263H134V262H133ZM133 263L131 262V264H133ZM141 263H142V262H141ZM143 263H144V261H143ZM46 264H49V262H47ZM59 264H61V263H59ZM87 264H88V262H87ZM121 264H123V263H121ZM124 264H126V262H125ZM136 264H137V263H136ZM138 264H139V262H138ZM166 264H168V263H166ZM173 264H174V262H173ZM175 264H176V263H175ZM207 264H209V263H207ZM210 264H211V262H210ZM216 264H217V263H216ZM224 264H225V263H224ZM226 264H227V263H226Z\"/></svg>",
    "mask_w": 264,
    "mask_h": 264
}]
</instances>
